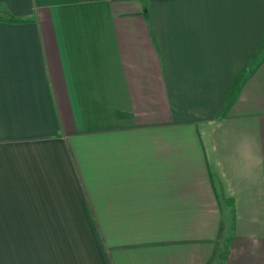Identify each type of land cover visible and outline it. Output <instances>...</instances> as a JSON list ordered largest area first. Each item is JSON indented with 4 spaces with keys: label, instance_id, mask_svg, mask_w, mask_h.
I'll return each mask as SVG.
<instances>
[{
    "label": "crops",
    "instance_id": "obj_1",
    "mask_svg": "<svg viewBox=\"0 0 264 264\" xmlns=\"http://www.w3.org/2000/svg\"><path fill=\"white\" fill-rule=\"evenodd\" d=\"M0 264H264V0H0Z\"/></svg>",
    "mask_w": 264,
    "mask_h": 264
},
{
    "label": "trees",
    "instance_id": "obj_2",
    "mask_svg": "<svg viewBox=\"0 0 264 264\" xmlns=\"http://www.w3.org/2000/svg\"><path fill=\"white\" fill-rule=\"evenodd\" d=\"M8 18V19H10V20H16V18L15 17H13L12 15H9V16H3L2 18Z\"/></svg>",
    "mask_w": 264,
    "mask_h": 264
},
{
    "label": "rangeland",
    "instance_id": "obj_3",
    "mask_svg": "<svg viewBox=\"0 0 264 264\" xmlns=\"http://www.w3.org/2000/svg\"><path fill=\"white\" fill-rule=\"evenodd\" d=\"M5 14V13H4Z\"/></svg>",
    "mask_w": 264,
    "mask_h": 264
}]
</instances>
